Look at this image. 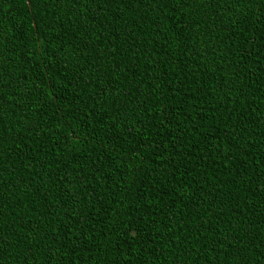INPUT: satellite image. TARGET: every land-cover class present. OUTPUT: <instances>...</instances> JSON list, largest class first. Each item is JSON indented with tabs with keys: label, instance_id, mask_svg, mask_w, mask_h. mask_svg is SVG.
Wrapping results in <instances>:
<instances>
[{
	"label": "trees",
	"instance_id": "obj_1",
	"mask_svg": "<svg viewBox=\"0 0 264 264\" xmlns=\"http://www.w3.org/2000/svg\"><path fill=\"white\" fill-rule=\"evenodd\" d=\"M0 264H264V0H0Z\"/></svg>",
	"mask_w": 264,
	"mask_h": 264
}]
</instances>
